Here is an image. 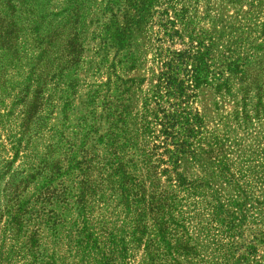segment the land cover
I'll return each mask as SVG.
<instances>
[{"label": "rangeland", "instance_id": "1", "mask_svg": "<svg viewBox=\"0 0 264 264\" xmlns=\"http://www.w3.org/2000/svg\"><path fill=\"white\" fill-rule=\"evenodd\" d=\"M92 2L0 0V264H264V0H141L148 12L134 17L126 41L139 55L128 122L131 109L137 124L146 114L158 17L186 34L198 28L211 57L229 45L243 73L228 74L225 91L199 86L177 99L188 122L167 147L173 155L162 153L160 126L136 131L139 157L148 148L167 170L161 186L78 197L72 130L87 117L88 85L106 80L95 67L103 52ZM56 50L59 75L41 79ZM212 60L201 76L216 80Z\"/></svg>", "mask_w": 264, "mask_h": 264}, {"label": "trees", "instance_id": "2", "mask_svg": "<svg viewBox=\"0 0 264 264\" xmlns=\"http://www.w3.org/2000/svg\"><path fill=\"white\" fill-rule=\"evenodd\" d=\"M94 3L98 7L99 17L95 18L96 27L92 34L99 44L96 51L103 52L102 58L95 67L99 69L98 65H100L105 69L106 80L88 85L87 117L79 118L72 130L73 157L70 160L75 163L80 178L78 197L81 193L101 197L105 191L128 192L129 187L133 186H137L138 189H144L146 186L149 188L152 184L161 186L162 176L167 174V170L156 167L157 164L151 160L148 148L140 147L139 157L136 131L149 133L152 125L160 126L164 138L161 142L162 153L169 152L173 155L167 147L172 145L171 141L175 137L179 138L180 128H184L188 122V118L179 110L177 99L181 100L186 91L194 90L199 86L215 87L214 90L217 92L227 90L228 74L239 70L243 73L242 60L236 50L229 48V45L214 51L212 60L211 39H207L204 33L197 31L198 28L195 29L193 26L186 34V29L172 30L169 27L171 20L166 16L158 17L153 22L160 28V34L158 32L155 34L152 52L153 66L156 70L155 82L151 83L152 79L149 80L150 87L143 100L146 114L138 118L137 124L136 112L131 109L129 110L131 120L128 122L126 101L132 85L138 83L137 79L129 77L128 73L136 69L139 59L135 48L126 47L128 26L137 19L134 17L140 12L147 13L148 7L141 0L139 2L101 0L99 3L93 0L87 10L89 14L95 9ZM164 11L166 12L165 9ZM91 22L92 20L89 21ZM52 30L54 31L53 28ZM52 32L49 31L50 34ZM46 35L40 36L41 40H46L44 42L49 41ZM174 36L180 39L182 48L171 49L165 46L172 42ZM184 37L187 40H184ZM40 53L46 57L44 64L49 63L47 47L44 46ZM110 53H112L111 57H109ZM59 56L60 52L57 53L56 50L55 58L50 63V67L54 69L43 72L44 77L41 75V79L49 77L50 80H54L59 75L57 69ZM209 58L213 62L211 66L215 68L214 73L219 74L216 80H211L212 78L207 75L201 76L203 67L210 65ZM171 99L174 102H169ZM161 100L165 104L172 105V113L166 108H161L162 106L159 105ZM161 111L162 114L159 115L158 112ZM178 148L175 145V151L183 152ZM172 155L168 158L175 159L176 162L177 158H172ZM61 159L64 161L63 158ZM136 168L141 170L139 177L142 176V179L134 174ZM0 173H3V170ZM175 173L174 176L168 174L169 181L179 180V174Z\"/></svg>", "mask_w": 264, "mask_h": 264}]
</instances>
